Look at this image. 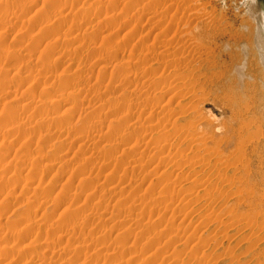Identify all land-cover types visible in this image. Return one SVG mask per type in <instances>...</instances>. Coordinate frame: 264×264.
Returning <instances> with one entry per match:
<instances>
[{"label": "rangeland", "instance_id": "374dc122", "mask_svg": "<svg viewBox=\"0 0 264 264\" xmlns=\"http://www.w3.org/2000/svg\"><path fill=\"white\" fill-rule=\"evenodd\" d=\"M0 264H264V0H0Z\"/></svg>", "mask_w": 264, "mask_h": 264}, {"label": "bare ground", "instance_id": "6f19581e", "mask_svg": "<svg viewBox=\"0 0 264 264\" xmlns=\"http://www.w3.org/2000/svg\"><path fill=\"white\" fill-rule=\"evenodd\" d=\"M56 2H57V1H56ZM57 4H58V3H57ZM45 5H46V4H45ZM53 6H54V5H53ZM55 7H56V6H55ZM47 8H48V7H47ZM49 9H50V7H49ZM151 11H152V10H151ZM45 12H46V11H45ZM54 14H55V13H54ZM45 16H46V14H45ZM108 17H109V16H108ZM47 20H48V19H47ZM47 30H50V29H47ZM47 33H48V32H47ZM49 33H50V31H49ZM186 34H187V33H186ZM190 34H191V33H190ZM52 36H53V35H52ZM190 37H191V36H190ZM190 37H189V38H190ZM191 38H192V37H191ZM193 39H194V38H193ZM195 41H197V40H195ZM195 41H194V42H195ZM197 42H198V41H197ZM197 42H196V43H197ZM198 44H199V43H198ZM200 45H201V43H200ZM167 46H168V45H167ZM169 50H170V47H169V48H168V47L163 48V49H162L163 54H161V55H164V53L168 52ZM178 51H179V50H178ZM159 52H161V51H159ZM173 52H174V54H177V53H175V51H173ZM176 52H177V51H176ZM166 54H167V53H166ZM181 54H182V53H181ZM198 56H199V55H198ZM164 57H165V55H164ZM167 57H168V56H167ZM160 58H162V57H160ZM171 58H173V57H171ZM14 59H15V58H14ZM169 59H170V58H169ZM175 59H176V58H175ZM175 59L172 60L173 63H175ZM178 59H180V58H178ZM185 59H186V58H185ZM167 60H168V59H167ZM167 60H166V62H167ZM181 60H182V59H181ZM176 62H177V61H176ZM169 63L171 64V62H169ZM160 64H161V63H160ZM175 64H176V63H175ZM197 64H198V63H197ZM41 65H42V64H41ZM42 66H43V65H42ZM117 66H118V65H117ZM40 67H41V66H40ZM166 67H167V65H166ZM42 68H43V67H42ZM118 68H119V67H118ZM195 68H196V67H195ZM43 69H44V68H43ZM186 69H187V68H186ZM45 70H46V69H45ZM191 70H192V69H191ZM47 71H51V70H48V69H47ZM120 73H121V72H120ZM122 76H123V75H122ZM179 76H180V75H179ZM217 76H218V75H217ZM132 78H133V77H132ZM65 80H66V79H65ZM189 80H190V79H189ZM63 81H64V80H63ZM176 81H177V80H176ZM61 82H62V81H61ZM169 82H170V81H169ZM63 83H64V82H63ZM63 83L61 84L62 87H64V86H63V85H64ZM66 84H67V83H66ZM141 84H142V83H141ZM65 86H66V85H65ZM190 87H191V86H190ZM58 88H59V87H58ZM140 88H141V85H140ZM169 90H170V89H169ZM162 91H163V90H162ZM7 93H9V92L7 91ZM7 93H6V94H7ZM154 93H155V92H154ZM160 95H161V94H160ZM161 96H162V95H161ZM152 97H153V96H152ZM143 101H144V100H143ZM138 102H139V101H138ZM177 103H178V102H177ZM154 108H155V107H154ZM123 121H124V120H123ZM173 123H174V122H173ZM156 125H157V124H156ZM163 125H164V124H163ZM174 125H175V124H174ZM148 126H150V125H148ZM153 126H154V125H153ZM164 127H165V126H164ZM148 129H150V128H148ZM13 130H14V129H12V131H13ZM145 130H146V129H145ZM14 131H15V130H14ZM173 131H174V130H173ZM174 132H175V131H174ZM192 134H194V133H192ZM204 134H205V133H204ZM136 135H137V134H136ZM136 135H135V136H136ZM135 136H134V137H135ZM165 136H166V135H165ZM165 136H164V137H165ZM193 136H194V135H193ZM203 136H204V135H203ZM206 136H207V135H206ZM206 136H204V137H206ZM208 136H209V135H208ZM220 136H221V135H220ZM164 137H163V138H164ZM191 137H192V136H191ZM198 137H199V136H198ZM212 137H213V136H212ZM165 138H166V137H165ZM167 138H168V137H167ZM150 139H151V138H150ZM200 139H201L202 142H203V140H205V138L202 140V137L199 138V139H198L197 137H194V138H193V141L195 142V143H194L195 148H196V147L199 148V147L203 146V143H202V142L200 143V141H199ZM159 140H160V139H159ZM156 141H157V140H156ZM220 141H221V140H220ZM154 142H155V141H154ZM218 142H219V138H218ZM242 142H243V141H242ZM215 146H216V145H215ZM204 147H205V146H204ZM132 148H133V147H132ZM197 148H196V149H197ZM205 148H207V147H205ZM213 148H214V147H213ZM216 148H217V147H216ZM129 149H131V148H129ZM163 149H164V147H163ZM193 149H194V147H193ZM217 149H218V148H217ZM202 150H203V149H202ZM218 150H219V149H218ZM231 150H233V149H231ZM239 150H241V149L239 148ZM131 151H134V152L137 151V147H135L134 150H131ZM131 151H130V152H131ZM217 152H218V151H217ZM239 152H240V151H238V153H239ZM128 153H129V152H128ZM198 153H199V152H198ZM240 153H241V152H240ZM192 154H193V153H192ZM123 155H124V154H123ZM123 155H122V156H123ZM193 156H194V155H193ZM199 156H200V155H199ZM206 156H207V155H206ZM238 156H240V155H238ZM195 157L197 158V156H195ZM200 157H201V156H200ZM218 157H219V156H218ZM124 158H125V157H124ZM168 158H169V157H168ZM215 158H217V157H215ZM220 158H221V157H220ZM237 158H238V157H237ZM170 159H171V163L174 162V161H175V163L177 162V160H176L175 157H172V156H171ZM198 159H199V158H198ZM201 159L203 160V158H201ZM204 160H205V159H204ZM136 161H137V160H136ZM197 161H198V160H197ZM200 161H201V160H200ZM200 161H199V162H200ZM210 161H211V160H210ZM234 161H235V160H234ZM190 162H191V161H190ZM232 162H233V161H232ZM158 163H160V162H158ZM179 164H181V162H179L178 164L176 163L175 165L177 166V165H179ZM184 164H185V163H184ZM226 164H227V162H226ZM231 164H232V163H231ZM157 165H158V164H157ZM191 165H192V164H191ZM240 165H241V164H240ZM156 167H157V166H156ZM156 167H155V168H156ZM189 167H190V166H189ZM210 167H211V166H210ZM178 168H180V166H179ZM246 168H247V167H243L244 170H245ZM180 169H181V168H180ZM152 170H153V169H152ZM35 171H36V170H35ZM126 171H127V170H126ZM246 171H247V170H246ZM181 172H183V171L181 170ZM162 173H166V172H165V171H164V172L162 171ZM169 173H170V172H169ZM243 178H244V177H243ZM195 180L197 181V178H195ZM198 180H199V179H198ZM153 183H154V181H153ZM151 184H152V183H151ZM152 185H153V184H152ZM152 185H151V186H152ZM151 186H150V187H151ZM162 188H163V187H162ZM118 202H119V201H118ZM153 204H154V203H153ZM260 224H261V223H260ZM167 226H168V225H167ZM258 226H259V225H258ZM158 233H159V232H158ZM54 251H55V250H54ZM97 252H98V251H97ZM106 258H107V257H106Z\"/></svg>", "mask_w": 264, "mask_h": 264}]
</instances>
